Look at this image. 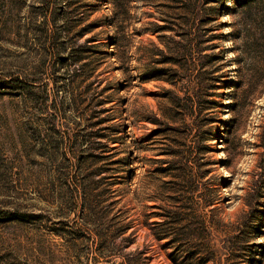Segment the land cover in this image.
<instances>
[{"label": "rangeland", "instance_id": "374dc122", "mask_svg": "<svg viewBox=\"0 0 264 264\" xmlns=\"http://www.w3.org/2000/svg\"><path fill=\"white\" fill-rule=\"evenodd\" d=\"M242 1L0 0V264H264Z\"/></svg>", "mask_w": 264, "mask_h": 264}, {"label": "trees", "instance_id": "16d2710c", "mask_svg": "<svg viewBox=\"0 0 264 264\" xmlns=\"http://www.w3.org/2000/svg\"><path fill=\"white\" fill-rule=\"evenodd\" d=\"M261 3H264V0H243L241 2V4H242L243 7H249V6H252L253 4H261ZM44 11H45V20H44V23H46V22H49V20H48L49 19L48 14L50 12V8H46ZM45 31H46V29H45ZM46 38H50L49 34L46 35ZM51 39H52V41L50 40V47L53 48L54 45L57 46V42H58L57 41L58 38H56V33H54L51 36ZM78 57L79 58H77V57L74 58V60L81 59V56H78ZM53 62H54L53 63V67H55L54 64L57 65L59 63V59L58 58H55V60ZM56 71H58V69L55 70V72ZM88 185L90 187V184H88ZM70 187H71L70 185H67V188L69 189V192H70V198L74 197L76 195L77 191L78 192H82L81 195H80L81 196V200L80 201H76L75 199L74 200L71 199L72 200L71 203H73L74 205H81V206H83V210L89 209L88 208V205H87V202H89V198H87V192L89 191L87 189V184L85 186L82 183L76 184L75 187H73V190H71Z\"/></svg>", "mask_w": 264, "mask_h": 264}]
</instances>
